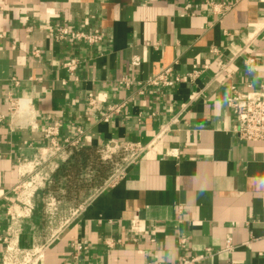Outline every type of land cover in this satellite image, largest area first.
<instances>
[{
  "label": "crops",
  "instance_id": "crops-1",
  "mask_svg": "<svg viewBox=\"0 0 264 264\" xmlns=\"http://www.w3.org/2000/svg\"><path fill=\"white\" fill-rule=\"evenodd\" d=\"M57 23L105 40L89 49L57 40ZM71 56L82 59L76 77L63 66ZM167 67L200 72L142 84ZM231 83L264 86V0H0V264H264V143L236 134ZM122 101L120 115L100 119ZM53 122L62 143L146 148L45 236L43 204L67 203L48 180L73 151L49 148Z\"/></svg>",
  "mask_w": 264,
  "mask_h": 264
},
{
  "label": "built area",
  "instance_id": "built-area-1",
  "mask_svg": "<svg viewBox=\"0 0 264 264\" xmlns=\"http://www.w3.org/2000/svg\"><path fill=\"white\" fill-rule=\"evenodd\" d=\"M207 4L212 8V11L219 14H223L226 10L230 9V5L226 3L207 1ZM52 32L53 37L57 40L78 44L80 43L86 46L88 49L92 47H98V45H100L105 40V34L101 31L87 30L82 27L73 28L62 23H57L54 26ZM34 53L36 56L40 54L38 49H35ZM81 62V57L71 56L63 62V66L71 77H76ZM247 62L252 63L253 59H247ZM139 64V58H133L132 65L137 66ZM218 65L220 67V71L225 70L224 63L219 62ZM199 72L200 71L195 70L184 75H180L173 72V67H167L163 71L152 75L147 80L142 81V84L150 87L173 86L181 81L194 80L196 77H198ZM134 82L135 80L133 77H124L120 81L122 85L127 87H130L132 84H134ZM89 101L92 106L97 105L94 99L90 98ZM226 101L236 121V134L238 137L246 142L264 143V86L261 89H255L253 88V85L248 84L247 89L242 91L235 83H231L230 93ZM125 106L126 101L108 103L105 106L104 112L100 115V119L108 120L113 116L120 115ZM87 119L90 120L91 117L89 116ZM59 131V122H53L44 129V135L49 142L48 146L55 154H60L69 148H79L81 146L80 138L66 140L63 143L59 142ZM160 134H158L156 138H158ZM145 148L146 147L139 142H127L125 144H119L113 141L102 148L100 152L104 161L112 162L114 156L117 154L121 155V162H117L114 174L105 186H110L118 179L122 178L126 173V169L141 157L145 151ZM170 155L178 156L179 152H171ZM48 182L51 183L52 180L49 179ZM51 204L56 205L53 199ZM106 243L108 246H114L116 243H120V240L110 239L107 240ZM198 260L199 257H184L182 258L180 264H197Z\"/></svg>",
  "mask_w": 264,
  "mask_h": 264
},
{
  "label": "rangeland",
  "instance_id": "rangeland-1",
  "mask_svg": "<svg viewBox=\"0 0 264 264\" xmlns=\"http://www.w3.org/2000/svg\"><path fill=\"white\" fill-rule=\"evenodd\" d=\"M98 153L101 162L97 163L95 168H91L90 166L87 167L82 180H78L77 182L76 180L68 181L67 183L69 188L58 186L59 188L54 189L56 191V195L64 196V200H67V203L52 205L49 201L47 204L46 202L43 204L46 213V222L43 224L45 236H51V234L54 233L56 229L70 221L72 214L76 213V210L74 209L76 205L73 204H78L80 201L84 200V195L88 193V188H91L92 190L101 189L114 174L117 162H121V155L117 154L114 156L113 161L111 162L104 161L102 159L100 150ZM62 181L64 180L62 179ZM52 182H54V180H52ZM61 185L63 184L61 183ZM61 199L63 200V198ZM68 202L71 203L69 204Z\"/></svg>",
  "mask_w": 264,
  "mask_h": 264
},
{
  "label": "trees",
  "instance_id": "trees-1",
  "mask_svg": "<svg viewBox=\"0 0 264 264\" xmlns=\"http://www.w3.org/2000/svg\"><path fill=\"white\" fill-rule=\"evenodd\" d=\"M99 162H101L99 153L92 147L80 146L79 148H73L69 158L63 161L54 173L52 189L59 188L58 186L69 188L68 181L76 180L77 182L82 180L87 167L95 168Z\"/></svg>",
  "mask_w": 264,
  "mask_h": 264
}]
</instances>
